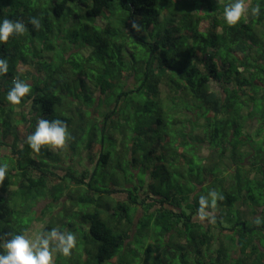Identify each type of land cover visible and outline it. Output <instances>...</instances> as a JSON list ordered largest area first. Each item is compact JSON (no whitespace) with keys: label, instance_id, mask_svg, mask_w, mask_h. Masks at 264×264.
Wrapping results in <instances>:
<instances>
[{"label":"trees","instance_id":"trees-1","mask_svg":"<svg viewBox=\"0 0 264 264\" xmlns=\"http://www.w3.org/2000/svg\"><path fill=\"white\" fill-rule=\"evenodd\" d=\"M43 1L0 0V20L26 25L0 43V254L41 220L38 237L76 236L53 264H264V142L249 144L263 132L264 0H244L234 25V0ZM36 41L60 49L47 59ZM13 78L30 88L16 105ZM40 119L66 123L62 148L28 146Z\"/></svg>","mask_w":264,"mask_h":264},{"label":"clouds","instance_id":"clouds-1","mask_svg":"<svg viewBox=\"0 0 264 264\" xmlns=\"http://www.w3.org/2000/svg\"><path fill=\"white\" fill-rule=\"evenodd\" d=\"M254 11H259L255 9ZM247 12L244 0H234L224 9V19L229 25L236 24ZM34 27H40V20L33 17L30 19ZM26 31V25L21 20H10L4 18L0 20V43L8 41L13 35H22ZM8 60L0 58V74L8 72ZM30 91L29 85L19 78H13L12 86L8 90L5 99L13 104H19L21 98ZM70 138L67 125L60 119H40L35 130L27 136L28 146L39 151L41 147L48 146L51 149L62 148ZM7 174V167L0 165V181ZM212 202L217 198L215 192L209 193ZM223 199V197H220ZM207 200L201 197V205L207 204ZM257 224L260 220L257 219ZM76 245V236L72 232H61L56 228L43 233L35 240L29 239L23 234H17L3 242L4 254H0V264H53V255L59 253L64 256L70 254L71 249Z\"/></svg>","mask_w":264,"mask_h":264},{"label":"rangeland","instance_id":"rangeland-1","mask_svg":"<svg viewBox=\"0 0 264 264\" xmlns=\"http://www.w3.org/2000/svg\"><path fill=\"white\" fill-rule=\"evenodd\" d=\"M45 4H44V1L42 0V3L40 4V6L41 7H43ZM48 22H49V24L50 25H54V24H56L57 23V20H56V18L53 16V15H50L49 17H48ZM74 22V21H73ZM73 22H68V23H65V22H63L64 24H63V27H62V29L64 28V31L67 33V28L73 23ZM71 30H74V29H71ZM61 36H65V35H61ZM46 42L48 43V39L46 40ZM40 46V47H39ZM55 46L56 47H54V48H48V47H45V45L44 44H39L37 41H36V48L37 49H40L41 48V54H42V56L44 57H46L47 59L48 58H50L52 55H57V53H58V50L60 49V47H58V45L57 44H55ZM71 49H74V48H71ZM77 49H79V51H77V53L76 54H81V53H87V50H90V48L89 47H85V49H80V47H78ZM69 51H70V49H69ZM75 55V54H74ZM74 63H77V61H75ZM218 86V85H217ZM161 93H162V95L165 93V86L164 85H161ZM262 101H258L257 102V104L255 105V108H256V115L257 116H259L260 117V123L262 122L263 124L262 125H260L262 128H263V131H264V103H261ZM261 114V115H260ZM254 123V121L252 122V124ZM122 127V126H121ZM88 131H89V126L88 125H86V129H85V132H84V134H83V138L85 139L87 136H88ZM121 131H126L125 129H123V128H121V129H115L114 130V132L115 133H119L120 134V132ZM119 134H117V137H115V139H116V149H115V154L113 155V158H117V156L121 153L120 152V150L122 149V147L123 146H121V145H123L124 143H125V145H126V143L128 142L127 141V139H128V137H127V135H125V138L123 139V137L122 136H120ZM253 142H255V143H253ZM263 142H264V134L262 135V137H258V139H256V138H254V139H251V138H249V144L250 145H253V144H256V146H258V145H262L263 144ZM124 145V146H125ZM55 150V149H54ZM69 152V151H68ZM70 153V152H69ZM86 153H87V151L86 150H83L82 151V155L83 156H85L86 155ZM207 153V151L205 150V149H203L202 150V154H206ZM70 156H71V158L73 159L72 161H68L69 160V158L67 157L66 158V161L68 162V164L69 165H71V166H75V165H77V163H79L78 164V166H79V168H81V169H91V166H92V162H90V161H84V159H77V156L76 155H74L73 153H70L69 154ZM60 157H61V159L62 160H64V155L62 154H60ZM114 163H111L109 166H112L113 168L115 167V164L113 165ZM121 166H122V164H121ZM90 172V171H89ZM107 174H109V173H107ZM97 178H98V180H99V182L100 181H104V182H106V184L108 185L109 184V182H110V180H109V178L108 177H106V176H104L102 173H100V168H99V170H98V172H97ZM147 178H148V176H147ZM108 179V180H107ZM38 193H39V196L41 197V196H43L45 193L43 192V190L41 191L40 189H39V191H38ZM119 197H121V195L119 196ZM46 203V200H39L38 201V203H37V207L38 208H41V207H43L44 206V204ZM56 210V209H55ZM59 211H61V210H58L57 212H59ZM43 226V222L40 220V221H38V220H35L34 222H33V224H32V226H31V229L29 230V232L25 235V236H27L29 239H33V240H35L37 237H38V235H39V233H40V228ZM263 240H264V238H263ZM263 244H264V242H263Z\"/></svg>","mask_w":264,"mask_h":264},{"label":"crops","instance_id":"crops-1","mask_svg":"<svg viewBox=\"0 0 264 264\" xmlns=\"http://www.w3.org/2000/svg\"><path fill=\"white\" fill-rule=\"evenodd\" d=\"M254 126L256 127L258 124H257V122L254 120ZM264 134V131L262 132V135ZM262 135H261V137H262Z\"/></svg>","mask_w":264,"mask_h":264},{"label":"flooded vegetation","instance_id":"flooded-vegetation-1","mask_svg":"<svg viewBox=\"0 0 264 264\" xmlns=\"http://www.w3.org/2000/svg\"><path fill=\"white\" fill-rule=\"evenodd\" d=\"M262 262H264V260H262Z\"/></svg>","mask_w":264,"mask_h":264}]
</instances>
